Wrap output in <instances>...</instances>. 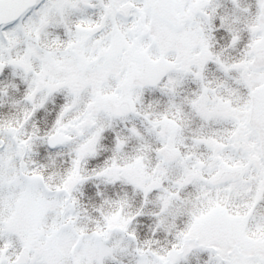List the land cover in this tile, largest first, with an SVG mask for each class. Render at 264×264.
Segmentation results:
<instances>
[{"label":"snow or ice","instance_id":"snow-or-ice-1","mask_svg":"<svg viewBox=\"0 0 264 264\" xmlns=\"http://www.w3.org/2000/svg\"><path fill=\"white\" fill-rule=\"evenodd\" d=\"M0 264H264V0H0Z\"/></svg>","mask_w":264,"mask_h":264}]
</instances>
